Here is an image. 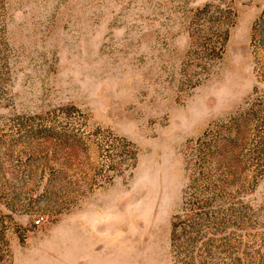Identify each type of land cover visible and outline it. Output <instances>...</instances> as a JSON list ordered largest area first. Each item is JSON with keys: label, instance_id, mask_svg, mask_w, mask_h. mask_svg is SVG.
I'll list each match as a JSON object with an SVG mask.
<instances>
[{"label": "rangeland", "instance_id": "obj_1", "mask_svg": "<svg viewBox=\"0 0 264 264\" xmlns=\"http://www.w3.org/2000/svg\"><path fill=\"white\" fill-rule=\"evenodd\" d=\"M0 264H264V0H0Z\"/></svg>", "mask_w": 264, "mask_h": 264}]
</instances>
